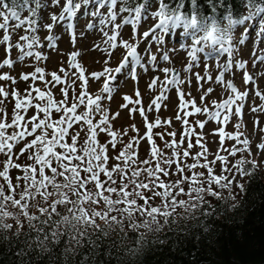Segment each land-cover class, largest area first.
<instances>
[{
  "label": "snow or ice",
  "instance_id": "snow-or-ice-1",
  "mask_svg": "<svg viewBox=\"0 0 264 264\" xmlns=\"http://www.w3.org/2000/svg\"><path fill=\"white\" fill-rule=\"evenodd\" d=\"M120 4L119 14L129 13L127 18L122 19L125 26L136 25L142 20L148 5L137 2L134 7L131 6V0H0V30L4 31L2 42L6 46V57L0 68L4 66L12 67L14 61L10 58V52L13 47L19 50V61H23L25 57H34L35 61H47L48 56L40 51L45 47L41 42L39 32L47 31L48 36L45 37L47 47L51 50L57 48V43L61 38V34L52 35L54 28L59 25L64 32H70V44H75L77 36L75 34V21L77 18H89L90 22L85 25L83 36L88 34L89 30H99L107 38L106 43L114 49L118 35L121 38L123 46L128 50L125 59L116 68L108 66L103 67L101 71L91 72L85 78V68L77 57L80 51H73L68 61L69 69H79V72L72 71V79L69 81V71L63 67L59 73L53 71L46 74L43 67H36L32 73H24L20 79L23 81L33 82L39 80L44 87L30 85L25 93H20L14 89L9 92L4 87H0V105L10 96L15 99L11 118L9 120L8 113L4 107H0V154H4L7 158L3 161V168L0 169V177L7 182V188L10 194H5V185L0 184V232H9L13 230L15 225L16 231L14 235L19 236L20 231L27 226L28 230L35 232L34 241L46 250L49 242L59 243L62 237H66V247L64 253L75 254L76 249L81 247L85 240L93 248L96 247L94 236L97 234L102 237L109 236L112 232L119 230L125 232L131 230L139 233L138 240L143 241L145 233L156 234L163 230V227L169 224V218L175 216H187L193 214L201 205L207 203L205 195L219 197L221 193L213 190V185L219 189H227L229 198L235 200V194L232 193V179L227 175H216L213 173L212 164L215 161H207L208 149L201 143L203 133H197L189 121L187 116L194 113H206L208 119L205 121H195L196 126L203 129L209 121H217L218 123H228L233 116L237 121L242 119V111L244 101L249 97L248 91H238L235 84L229 80L227 88L230 94L226 99H222L219 103L212 101L215 106L214 110H209L208 106L197 107L194 100H185L183 91L178 92L180 104L179 109H185L189 103L192 104L193 112H185L183 116L176 115V120L182 125H187L181 133L179 141L175 139L176 132H167L166 135L172 137L170 141L165 142V148L170 149L172 155L169 156L163 149L156 146L153 140V129L171 125V119L161 121L157 116L154 121L149 122L148 116L145 114L143 107L140 105V93L135 92L136 99L124 95L122 99L124 104L120 105V109H128L129 114L139 112L143 118L145 133L143 136L131 137L127 142H123L122 137L127 135V129L113 130L112 121L119 116V111L109 114V109L104 107L103 101H110L113 93L117 88L112 84L116 81L115 74L122 73L123 69L128 65L127 57H131L134 65H142L143 71H148L149 62L157 60L156 55L149 54L148 60H141L138 55V49L134 43L123 40L120 32L121 24H116L118 13L116 11L117 4ZM196 0H192L195 7ZM158 11L154 15L161 19L168 17V13L172 7L164 3V0H156ZM60 7L59 14L56 12L49 13L51 23H43L40 12L42 9ZM177 7L182 10L184 0H180ZM107 8V13L102 10ZM249 9H255V12L249 11L248 17L243 21L245 25L248 21L258 20L264 16V5L257 4L254 0H249ZM27 11L29 16L24 17L23 12ZM179 19V17H176ZM195 22V16L192 17ZM16 22V27H26L25 34L19 37L15 45L10 42L9 29L12 22ZM232 27L233 21L229 19ZM111 25L112 34L109 35L104 29ZM157 26V25H156ZM158 27V26H157ZM260 35H264V23H259ZM249 29L248 32H250ZM142 35L145 38L150 37V33L146 30ZM154 35V31H153ZM247 35V33H245ZM160 37H156L159 41ZM232 36L221 40L223 47L221 50L226 52L229 57L233 55ZM245 41L242 39L240 43ZM196 49H193V59H195ZM163 61H168L167 54H161ZM255 58V57H254ZM264 63V56L259 58ZM108 60H105V65ZM246 62H238L240 69L245 68ZM154 67V66H153ZM232 67L229 60L224 65V71ZM191 66L187 70H190ZM155 70V69H154ZM166 74L170 69H162ZM171 79H165L161 85L160 95L153 99L148 111H159L160 103L168 99L166 92L169 91L168 85L178 86L179 73L175 70ZM46 75L50 79H46ZM133 79H138L135 68L130 72ZM224 72L217 76V81L222 82ZM104 79V83L100 91L93 95L88 92V80L99 81ZM158 77H154L149 89L155 86ZM201 77L197 74V80ZM211 79V77H209ZM0 80H11L13 85L16 83L15 78L8 74L0 75ZM65 81H68L65 84ZM77 81L79 83V92L76 91ZM245 83L253 81V77L245 73ZM60 86L61 99L54 98L52 89ZM72 90L71 99L69 98V90ZM212 91L211 88L207 93ZM33 93H35L33 95ZM107 94V95H104ZM255 95L264 100V93L259 90ZM204 100V96H201ZM129 105H133L129 108ZM153 105L155 108H153ZM83 106V110L78 109ZM233 106L235 110L233 111ZM35 109L33 115L25 118L29 109ZM253 113L264 111V105L259 108L253 107ZM55 113V118L53 114ZM99 116L98 120L95 118ZM95 120V123H94ZM133 132L139 133V129L132 124ZM237 132L235 135L225 133L223 128L219 129L221 141L227 135L229 139L239 140L241 133L239 129L240 123L234 125ZM11 130V131H9ZM83 133V136H81ZM99 133H106L110 140L104 143L98 141ZM163 140L165 133H155ZM196 136V145H199L201 151L192 156L193 163L188 164L184 158L191 156V149L194 147L191 137ZM32 137V139H28ZM67 137V139H66ZM147 139L150 144L149 157L138 161L136 159V151L139 143L143 139ZM187 138V148L183 151L180 146L185 143ZM71 141L70 143L68 141ZM23 144L22 147L20 145ZM117 144L121 147L117 149ZM244 146L249 145V140L242 141ZM134 145L136 147H134ZM19 147L18 152L13 149ZM109 147L116 154L109 155ZM259 148L264 149V143L259 144ZM247 148H232L230 155L235 156L237 152L246 151ZM28 153L24 164L15 163L13 156H24ZM203 158L206 163L198 164ZM218 160L225 163L222 172H230L235 169L241 176L246 175L247 169L244 165L249 163L247 159H240L229 168L224 156H217ZM109 160L116 161L109 168ZM154 160V164H153ZM255 165V161H250ZM144 165L141 168L138 165ZM176 165L175 173L177 179L175 181L161 179L168 178L172 171V166ZM207 170V176L204 172L193 171L197 167ZM14 168L20 170L23 174L17 176L18 181H23V188L19 191L17 197L16 189L19 185H14L9 178V169ZM45 169L50 174L45 173ZM191 172L186 175L185 172ZM83 173V176L81 175ZM141 173L145 174V178H141ZM101 174L106 180L101 179ZM119 179V184L117 180ZM129 185H132L129 189ZM184 185H187L185 190ZM242 187V185L240 186ZM72 188V191H67ZM63 190V191H59ZM104 193H108L105 195ZM112 194H115L113 198ZM52 197L51 199L49 197ZM184 196L187 199H178ZM39 197V199H37ZM56 197H60L56 199ZM156 198L160 199V203L156 204ZM37 200H41L47 207L37 206L35 213L31 211L32 205ZM138 200L141 203H138ZM58 206H62L58 210ZM178 209L182 211H178ZM11 220L12 222H8ZM162 221V222H161ZM87 260V256L84 257Z\"/></svg>",
  "mask_w": 264,
  "mask_h": 264
},
{
  "label": "rangeland",
  "instance_id": "rangeland-1",
  "mask_svg": "<svg viewBox=\"0 0 264 264\" xmlns=\"http://www.w3.org/2000/svg\"><path fill=\"white\" fill-rule=\"evenodd\" d=\"M45 2V0H42ZM64 0H61V5H63ZM120 4H117V13L118 19L115 22L116 24H121V29L117 30L121 33L123 40L128 41L129 43H134L138 49V55H140L142 62L147 61L149 54L156 55L157 60L155 62H149L148 71L145 73L143 71L142 65H134L132 58L127 57L129 63L123 69L122 73L115 74L117 76L116 81L113 82L112 86L117 88V90L113 93L112 99L110 101H103L104 107L109 109V114L116 113L119 111V116L112 121L113 130H122L127 129V135L122 137L123 142H127L131 137L134 136H143L146 129L144 126L143 118L140 113L132 112L129 114L128 109H120V105L124 104L125 101L122 99L124 95H128L132 97L133 100L136 99L135 92L136 90L140 93V105H136V107H143L145 109V114L148 116L149 122L155 120L157 116L160 117L161 121H165L167 119H171V125H166L163 127H158L153 129V140L156 146L160 149H163L166 154L169 156L172 155L171 150L165 148V142L170 141L172 137L166 135L167 132H176L177 135L175 139L177 141L181 138L182 131L187 128V125H182V123L176 120V115L179 111L181 116L184 115L185 112H193L192 104L189 103L185 109H179L178 105L180 104L178 92L183 91L185 95V100H194L197 107L208 106L209 110H214L215 106L212 105V101H216L219 103L222 99H226L230 94V89L227 88L228 81L231 80L238 91H248L249 97L243 102L244 107L242 111V119L237 121L235 116L228 123H218L217 121H209L206 123L203 129H200L196 126L195 121H205L208 119L206 113H194L191 116H187L186 119L189 121V124L195 129L197 133H203V139L201 141L202 144L208 149L207 153V161H215L212 164L213 173L216 175H227L230 179H232V193L235 194V200H239L241 197L242 187L245 183V175H240L235 169H232L230 172H222V169L225 167V163L218 160L217 156H224L227 161V166L231 168L232 165L236 163V161L240 159H247L249 161H255L262 170H264V149L259 148V144L264 143V111H257L253 113L251 109L253 107L259 108L261 105H264V100L255 95V92L259 90L261 93H264V63H261L259 58L264 56V35H260L259 23H264V16L260 17L258 20H250L245 25H243V21L248 17L245 16L239 23L233 24V39H232V47H233V55L231 57L228 56L226 52H223L219 45H215L212 47H206L205 42L201 41L199 44L196 43V38L201 34L198 32L197 27L190 26L186 24L181 18L172 21L169 24H161L159 23V18L154 15L155 11H158V8L152 6L149 12L144 14L140 23L136 25L134 29L132 26H125L122 23L123 18H127L129 13H124L122 16L119 14ZM61 11L60 7L57 8H49L47 10H41V17L43 23H51L49 19L50 12H56L59 14ZM104 13H107L108 9L105 8L102 10ZM3 21L0 20V23ZM90 22L89 18H77L75 23V34L77 36V40L75 44H70V32H64L63 29L57 25L52 35L61 34V38L56 41L57 48L55 50H51L47 47V42L45 37L49 35L47 31L41 30L38 34L42 43L45 44L43 49L40 51L44 52L48 59L47 61H35L34 57H25V59L21 62L18 60L20 56V52L15 47L12 48L10 52V58L14 61L12 67L4 66L0 68V75L8 74L9 76L15 78L16 83L13 85L11 80H0V87H4L6 91L11 92L14 89L18 90L20 93H25L26 89H29L30 85L39 86L41 88L44 87V84L37 80L33 82L31 79L29 81H23L20 79L21 75L24 73H32L36 67H43L47 73H51L56 71L59 73V70L63 67L65 70H68L69 81L72 79L71 72H79V69H69L68 61L70 58V54L73 51H80V56L77 57V62L82 64V67L85 68L84 76L88 77V74L91 72H98L103 69V67L108 66L111 68H116L121 64V62L125 59L127 55V49L123 46L120 36L118 35L116 43V47L112 49L108 43H106L107 38L103 35V33L99 30V25L96 29H92L88 31V34L83 36V30L85 29V25ZM16 22H12V26L9 29L10 42L15 45L19 40V37L25 34L26 27L17 28ZM158 27H157V26ZM249 29H251L250 32ZM146 30L149 31L150 37L145 38L142 33ZM104 31H107L109 35L112 34V26H107ZM154 31V35H153ZM247 33V35H245ZM4 31L0 30V41L4 36ZM156 37H160L159 41L156 40ZM244 40L243 44L240 43V40ZM6 46L0 42V63L3 62L6 57ZM193 49H196L195 59H193ZM167 54L169 56L168 61H163L161 54ZM255 57V58H254ZM108 60V64L105 65V60ZM231 60L232 67L224 71V65L227 64ZM246 62L245 68H238V62ZM154 66V67H153ZM191 66L190 70H187L188 67ZM135 68L136 75L138 79H133L130 75V72ZM155 69V70H154ZM162 69H170L169 73H165ZM179 73V80L181 83L178 86L168 85L169 91L165 93L168 99L162 101L160 103L159 111H148V106L150 102L160 95L161 85L165 79H171L173 76V71ZM224 72V77L222 82L217 81V76ZM247 73L253 77V81L245 83L244 75ZM197 74L201 77V79L197 80ZM154 77H158L156 80L155 86L149 89V85L152 84V80ZM211 77V79H209ZM46 79H50V76L46 75ZM68 81H65L67 84ZM79 83L77 81L76 91L79 92ZM104 83V79L102 78L99 81H95L92 79L88 80V92L90 94H97L102 85ZM211 88L212 91L210 93H205L207 90ZM60 86L52 89L54 98L59 100L61 99ZM35 93H33L34 95ZM107 95V94H104ZM72 90H69V98L71 99ZM201 96H204V100H201ZM2 99V97H0ZM15 103V99L11 96L5 100L3 105L0 107H4L8 113L9 120L11 118L13 105ZM133 105H129L131 108ZM153 108L155 106L153 105ZM83 110V106H81L79 111ZM235 110L233 106V111ZM35 109H29L26 115V119L33 115ZM55 118V113L53 114ZM99 116L95 118L98 120ZM94 120V123H95ZM239 122L241 127L239 132L241 133L239 140L229 139L226 135L221 141L219 135V129L223 128L225 133H231L233 135L236 134L237 129H235L234 125ZM135 124L139 129V133L133 132L131 129V125ZM11 131V130H9ZM155 133H165L163 140L160 139L159 136L155 135ZM83 136V133H81ZM28 139H32V137H28ZM67 139V137H66ZM98 141L104 143L110 140V137L106 133H99L97 137ZM244 139L249 140V145L244 146L242 141ZM191 141L194 147L190 150L191 156L188 158H184L186 163L191 164L194 162L192 156L201 151L199 145H196V136L191 137ZM71 142L70 140L68 141ZM151 142H149L146 138L141 140L139 146L136 151V159L138 161H142L149 157V148ZM23 144L20 145L22 147ZM121 147L120 144H117V149ZM134 147H136L134 145ZM247 148L246 151L237 152L235 156L230 155L229 151L232 148ZM187 148V138L185 139V143L180 146V150L183 151ZM14 152L19 151V147L13 149ZM116 153L112 151L111 147H109V155L114 156ZM28 153H25L24 156H13V161L15 163L24 164L26 162ZM6 156L4 154H0V169L3 168V161L6 160ZM203 158L198 161V164L206 163ZM116 161L109 160V168ZM154 164V160H153ZM139 167L143 168L144 165L140 164ZM176 165L172 166V171L168 178L161 177V179L172 180L175 181L178 177L175 173ZM196 172H204L205 176H207V170L202 167H197ZM46 174H50L48 169H45ZM23 173L14 168L9 169V178L12 180L14 185H19L16 189L17 197L20 190L23 188V181H18L16 179L17 176L22 175ZM186 175H191V172H185ZM104 177L103 174H101ZM141 178H145V174L141 173ZM106 180V177H104ZM119 179L117 183L119 184ZM0 184L5 185V194H10L9 189L7 188V182L0 177ZM242 185V187H240ZM132 185H129V189H131ZM185 190H187V185H184ZM213 190L221 193V196L229 195L227 189H219L216 185H213ZM52 198L51 196L49 197ZM183 198H185L183 196ZM39 199V197H37ZM138 203L141 201L138 200ZM37 206L47 207L43 201L37 200L36 203L32 205L31 211L35 212ZM9 220L8 222H10Z\"/></svg>",
  "mask_w": 264,
  "mask_h": 264
},
{
  "label": "trees",
  "instance_id": "trees-1",
  "mask_svg": "<svg viewBox=\"0 0 264 264\" xmlns=\"http://www.w3.org/2000/svg\"><path fill=\"white\" fill-rule=\"evenodd\" d=\"M137 2L148 5L146 14L156 4V0H131V6ZM254 2L264 5V0ZM164 3L172 7L170 20L181 17L187 23L195 16L199 33L214 22L222 31H232L233 25L223 28L225 20L238 23L249 11L255 12L249 9V0H196L195 7L192 0H184L182 10L177 7L180 0ZM23 16L29 13L24 11ZM244 168L248 173L239 200L205 195L207 203L193 214L170 217L162 231L145 233L143 241L138 240L139 233L116 230L106 237L94 236L95 248L85 240L75 254H65L66 237L49 242L44 250L34 241L35 232L25 226L16 236L14 225L12 231L0 232V264H264V170L250 159Z\"/></svg>",
  "mask_w": 264,
  "mask_h": 264
},
{
  "label": "clouds",
  "instance_id": "clouds-1",
  "mask_svg": "<svg viewBox=\"0 0 264 264\" xmlns=\"http://www.w3.org/2000/svg\"><path fill=\"white\" fill-rule=\"evenodd\" d=\"M172 21L169 17H162L159 19V23L161 24H169ZM190 26L195 27L197 25V20L195 19V22L193 20L187 22ZM230 23L229 19L224 21L223 28L228 29ZM229 35L233 38V31H222L221 26L218 23H210L206 25L202 31L201 34L196 38V43L199 44L201 41L205 42L206 47H212L215 45H219L220 48L223 47L221 40L224 38H227Z\"/></svg>",
  "mask_w": 264,
  "mask_h": 264
}]
</instances>
